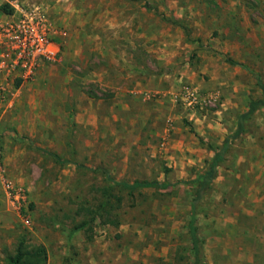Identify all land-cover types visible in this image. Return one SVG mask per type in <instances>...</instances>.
Listing matches in <instances>:
<instances>
[{"label": "rangeland", "instance_id": "374dc122", "mask_svg": "<svg viewBox=\"0 0 264 264\" xmlns=\"http://www.w3.org/2000/svg\"><path fill=\"white\" fill-rule=\"evenodd\" d=\"M260 84L264 0H0V264L20 243L45 264H193L192 181L226 138L202 259L264 264ZM135 180L170 186L115 185Z\"/></svg>", "mask_w": 264, "mask_h": 264}, {"label": "trees", "instance_id": "16d2710c", "mask_svg": "<svg viewBox=\"0 0 264 264\" xmlns=\"http://www.w3.org/2000/svg\"><path fill=\"white\" fill-rule=\"evenodd\" d=\"M260 88L262 89V93L264 97V85L260 84ZM257 107H264V99L257 102H251L248 106V110L244 115V117L248 116L253 111H255ZM244 117H242V119H244ZM242 128H243V124H241L240 122L232 138L238 137L242 131ZM229 142H230L229 138H226L223 141L221 147L218 149V151L214 153L208 171L205 172V174L199 176L198 179L192 181V183L197 185V190H196L195 198L192 201L191 218L187 228L190 238V250L194 257L193 264H204L201 254L204 241L197 234V228L195 226L196 217L194 216L195 207L199 202V200L204 195V193L207 191L209 185L211 184V181L215 178L216 168L220 163L224 161V155L228 150ZM115 185L121 186L122 188L128 190H134L137 188L165 189L170 186L167 183H160L157 181H138V180H135L132 183L115 182ZM46 259H47L46 252L43 249V247L41 246L28 247L25 246L23 243H20L15 251V254L9 257V264H45Z\"/></svg>", "mask_w": 264, "mask_h": 264}, {"label": "built area", "instance_id": "2783aa9c", "mask_svg": "<svg viewBox=\"0 0 264 264\" xmlns=\"http://www.w3.org/2000/svg\"><path fill=\"white\" fill-rule=\"evenodd\" d=\"M27 42L29 43L28 52L33 57L43 56L48 59H54L58 53L54 45L40 34L29 36Z\"/></svg>", "mask_w": 264, "mask_h": 264}]
</instances>
